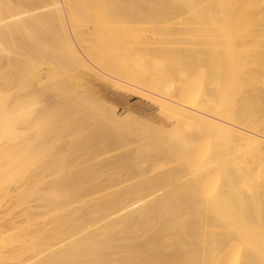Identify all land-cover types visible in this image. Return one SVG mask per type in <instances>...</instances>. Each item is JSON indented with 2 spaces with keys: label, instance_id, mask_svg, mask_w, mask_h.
<instances>
[{
  "label": "bare ground",
  "instance_id": "bare-ground-1",
  "mask_svg": "<svg viewBox=\"0 0 264 264\" xmlns=\"http://www.w3.org/2000/svg\"><path fill=\"white\" fill-rule=\"evenodd\" d=\"M25 262L264 264V0H0V264Z\"/></svg>",
  "mask_w": 264,
  "mask_h": 264
},
{
  "label": "rangeland",
  "instance_id": "rangeland-1",
  "mask_svg": "<svg viewBox=\"0 0 264 264\" xmlns=\"http://www.w3.org/2000/svg\"><path fill=\"white\" fill-rule=\"evenodd\" d=\"M98 84L96 93L109 105L115 107L121 116L136 112L160 124L170 126L166 123L168 119L159 111L157 104L150 99L138 96L139 94L131 91L122 90L106 81H100Z\"/></svg>",
  "mask_w": 264,
  "mask_h": 264
}]
</instances>
